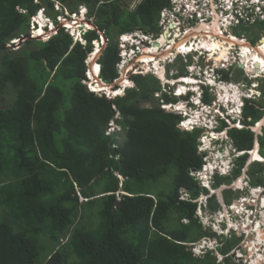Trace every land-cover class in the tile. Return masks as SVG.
<instances>
[{"label": "trees", "instance_id": "16d2710c", "mask_svg": "<svg viewBox=\"0 0 264 264\" xmlns=\"http://www.w3.org/2000/svg\"><path fill=\"white\" fill-rule=\"evenodd\" d=\"M60 1L70 10L85 4L105 29L109 40L99 62L108 82L116 77L115 34L137 26L158 32V13L169 5L142 0L129 10L125 0ZM42 5L52 8L49 0H0V64L6 78L0 83V264H219L212 251L198 256L184 245L212 236L195 217L196 203L178 198L180 188L191 198L206 193L190 174L202 164L199 130L185 131L177 113L148 105V96L160 90L155 80L148 84V76L130 74L135 87L122 97L88 92L81 79L90 39L97 35L93 30L85 34L86 46L73 43L62 28L44 42L26 39L22 52L32 58V67L18 76L5 62L4 57H15L4 53L5 43L28 34L29 17ZM251 26L264 30V20ZM32 43L36 49H29ZM261 44L259 39L256 45ZM221 75L229 78L225 71ZM260 101L244 106L248 124L262 117ZM112 104L120 116V140L104 133ZM228 134L237 149L252 148L249 128H230ZM257 139L263 152L264 133ZM246 156L238 158L232 177ZM263 170L260 163L249 166L252 184L262 182ZM229 180L216 176L214 186ZM161 181L169 184L152 193L155 202L140 195L147 192L144 182ZM118 191L123 193L117 200ZM208 204L219 207L215 195ZM236 241L226 239L217 250L225 255ZM222 264L242 263L224 256Z\"/></svg>", "mask_w": 264, "mask_h": 264}, {"label": "clouds", "instance_id": "9594fccd", "mask_svg": "<svg viewBox=\"0 0 264 264\" xmlns=\"http://www.w3.org/2000/svg\"><path fill=\"white\" fill-rule=\"evenodd\" d=\"M34 1L38 2L40 0ZM49 1L52 3L53 9L55 10V15L51 16L48 14L46 12V6L42 5L33 15L29 17V26L27 30L28 34H22L19 38H12L8 40L5 43V48L15 50L13 48L15 44L19 42V44L22 43L23 45V42L26 39L38 40L42 42L47 41L51 37V31L54 30L56 33L60 28L71 36L73 43L79 42L81 45L86 46L87 39L85 38V34L93 30L96 31L97 35L90 39V50L86 53L84 60V78L81 79L88 92L96 96L104 94L109 98L122 97L128 89H133L135 87V82L129 77L130 74L155 78L159 85H161L163 81V85H161L162 91L158 90L161 91V96L155 95V97H158L156 100H161L159 102L160 108L168 112L177 113L180 116L178 121V126L180 128L185 131L203 129L205 132L213 134L210 138H207L208 140L214 141V144H216V142L218 143V145L213 148L206 146L208 143L203 144L205 142L203 141V137H205L202 134L203 132L197 138V152L200 155H203L204 158H202L201 167L198 169H190V171L193 172H190V174L197 180L198 185L202 189L206 190V193L203 192L204 190H201L196 197L191 198L189 197L188 192L183 188H180L178 192V198L180 200H189L196 203L195 217L198 219L203 229L212 233V236H203L195 242H186L184 245L190 249L194 255L198 256H202L207 251H212V253L216 255V261L219 264H222L224 256H229L231 259H234L236 263L241 262L242 264H249L247 251L244 250L245 247L241 245V241L256 240H252L254 237L250 238V236L254 235L253 233L251 234L250 231H248L246 234L244 231L243 225L245 222L243 219L247 217V215L251 216L250 220L252 221H261V219H264V216H261V214L264 213V170L261 175L262 182L257 184H252L251 179L249 184H243L242 180L241 183L236 181L242 173V175L248 173V168L252 164L260 163L264 165V148L263 152H261L257 139V135L260 133H257L255 130V124L262 120L263 115L252 124H248L245 121L246 118L244 117V106L250 101H256L255 91L261 92V90L257 89L258 86L254 82H251L250 85V80L244 76L241 80L242 82L234 83L236 96L234 97V95L231 94L233 95V98H229L226 101L227 103H219L216 108L215 106H211L212 102H205L202 99V93L204 91L208 94V90L214 91L216 89H221L222 86H220V83H230L229 81L231 80V76L229 75V69H232L236 63L237 65L235 71H240L241 73L242 71L245 72L244 67H238V64H240L238 63L239 48L233 49L235 54L232 53L231 49L229 51L231 52L230 56L227 57L225 61H218V64L216 65L213 63L215 61V56L209 57L210 54L207 48H197L200 45V41H192L189 38V40L187 39L186 41L185 38H174L169 45L166 43L162 45L159 44L156 50L151 52H145V47L152 49L154 44H157L163 33L165 25L164 19L168 14V11L173 14L174 18L172 19L174 23L177 22L174 19H182L190 24L189 27L191 28H194L196 23L202 20L210 22L213 14L217 15L218 22L221 25L228 22V26H235V28H238L241 23L250 22L251 19H253V23L257 19L264 20V0H261V2L259 0L251 1V4L258 3L257 11L260 15L252 13V7L248 4L250 0H168L169 5L162 8L158 13V32H145L142 31L141 28H135L134 30L123 31L118 34L116 37L118 58L114 63L116 77L111 82L104 80L100 74L101 64L99 62V57L105 44H107L109 40L105 29H100L96 25L94 17L89 15V10L85 4H79L76 9L70 10L68 6L60 0ZM140 1L142 0H139L137 4ZM192 9H194V11H192ZM72 13H75L78 16L76 21L81 24L80 26L75 27V25L70 23ZM58 16L64 17L68 20L71 27L66 28V26L62 25V23L58 20ZM84 23L87 25H84ZM41 28L45 32L36 34V32H38ZM83 28H85V30H83ZM70 30L74 33L75 31H78L79 37H74L70 33ZM125 37L128 39H125ZM232 37L242 39L244 38V35L243 37H239L237 34ZM254 46L256 45H248L250 48H253ZM182 47L191 48V51L180 52L179 49ZM148 49H146V51ZM177 57L182 58L180 60L182 61V67L174 72H171L167 68L165 71L164 67L172 66V63L178 61V59H176ZM146 59H148L150 63V66L148 67L144 66L146 62L143 60ZM152 60H159L160 66L163 69V78H160L156 74V69L151 66L153 65ZM96 65L98 66L97 70ZM224 71L229 75L227 80L221 78V74ZM263 76L264 70L257 75L254 74L249 79L255 81L257 78H263ZM125 78L129 81V83H125V85H123L122 81ZM185 78H189L190 81H185ZM96 81L102 86H105V88L110 92L106 89L104 90L103 87L96 88ZM163 86L166 88L163 89ZM202 88L204 89L202 90ZM115 89L119 90L116 94L112 93ZM180 89H182L181 92H179ZM158 91H153V93L157 94ZM177 93H179V95H177ZM163 94L168 95V97L174 100L165 102L162 98ZM261 95L262 93L259 96ZM211 99L213 101L215 96L212 95ZM188 100L190 101L189 105H187ZM181 101L187 102L184 108L182 105L179 106ZM215 102L217 103L218 100H215ZM173 106H175V109L171 110ZM187 107H190V109H187ZM201 107L202 109L200 110ZM111 109L112 116L106 125L104 133L108 136L113 135L115 139L120 140L122 135V125L119 122L120 116L118 115L114 104L111 105ZM214 109L217 110V112L213 111ZM197 112H200V114L198 116H194V113ZM262 126H264V124ZM245 127L254 132V136L256 134V138L251 149L239 150L234 145L231 136L228 134V130L230 128L243 129ZM220 132H223L224 135L221 136ZM222 144H224L223 147ZM110 146L117 148V142H112ZM203 146L204 148H202ZM255 146L257 147V158H253L251 155V151L255 148ZM209 153L212 155L222 153V157H218L216 159L217 156H215L214 159H216V161L212 162L211 157L210 160L206 159ZM244 154H247L245 163L241 166L240 172L236 176L232 177L233 170L238 166V158ZM199 175L202 176L198 177ZM116 176L119 179V184H121L123 177L117 173ZM216 176L230 177V180L229 182H224L214 186V179ZM232 184L237 185L236 188L242 192L245 190L243 192L244 194H240L238 201L232 203L227 201L228 204H225V208H221L216 196L217 193H220L223 189L220 190V192H216V190L220 185H229L231 187ZM257 191H259L260 194L257 193ZM154 192H143L140 195L146 196L155 202L152 194ZM122 193V191H118L115 194L117 200L119 195ZM253 194L256 195V197L253 198ZM214 195L219 207L208 213L205 209L209 203V197ZM200 197H204V202L203 200H199ZM80 198L83 200L82 197ZM253 213H255L254 216ZM183 221H187V219H183ZM260 228L264 229V225H261ZM226 239H230V241L237 240V244L234 245L227 254L223 255L217 250V246L221 245Z\"/></svg>", "mask_w": 264, "mask_h": 264}, {"label": "rangeland", "instance_id": "374dc122", "mask_svg": "<svg viewBox=\"0 0 264 264\" xmlns=\"http://www.w3.org/2000/svg\"><path fill=\"white\" fill-rule=\"evenodd\" d=\"M126 1V3L128 4V9L129 10H132V9H134L135 7H136V5H137V2L139 1V0H125ZM251 1H253V0H250L249 2H248V4L252 7V13H255V15H260L259 13H258V11H257V5H258V3H254V4H251ZM260 2H261V0H259ZM259 2V3H260ZM261 4V3H260ZM259 4V5H260ZM46 12L48 13V14H50L51 16H54L55 15V10L53 9V6H52V8H49V7H47L46 6ZM168 14L165 16V20L167 19V20H169V19H172L173 17H171V16H173V14L171 13V12H167ZM252 20L253 19H251L250 20V22H243V23H241V27H238V28H236L235 29V26L233 27V29H235L236 30V32H239L238 31V29L242 32V34H245V38L248 40V38H252V40L254 41V43H251V44H253V45H256L257 43H258V37H257V35H261L262 33H263V31L262 30H259V29H261V27H257V26H251V27H248L250 24H252L253 22H252ZM212 22V20H210V22H206V21H204L203 20V23H211ZM199 23V22H198ZM198 23H196V25L198 24ZM227 25H228V22H225ZM224 23V24H225ZM208 25H210V24H208ZM196 27V26H195ZM136 28H141L142 29V31H145V32H150V30L147 28V27H145V26H137ZM191 27H187L185 30H188V29H190ZM255 28H257L258 29V31H256V29ZM135 29V28H134ZM133 29V30H134ZM177 30H179V32H180V28H176ZM228 29V28H227ZM217 30H219V29H217ZM119 33H121V32H118V33H116L115 34V36H114V41H115V43H116V37L118 36V34ZM55 34V31L53 30V31H51V36L52 35H54ZM192 37H194V36H192ZM260 37V36H259ZM241 39V38H240ZM259 39H261L262 40V44L264 43V37H260ZM171 40V39H170ZM36 41H38V40H36ZM257 46V45H256ZM258 47V46H257ZM15 50H13V49H10V48H5L4 49V53H13L14 54V58H12V59H9V58H7V57H4V59H5V62L6 63H8L9 64V66L11 67V69L12 70H14V72H15V76H18L17 75V71L18 72H20V73H24V72H26V69L28 70L29 68H31L32 66H31V64H32V58H30L29 57V55H28V53L26 52V51H23L22 52V49H23V45H22V43L21 44H19V42L18 43H16L15 44V46L13 47ZM18 48V49H17ZM37 48V45L35 44V43H32V45L31 46H29V49H36ZM207 49L209 50L210 49V51H209V57H211V56H214V54L216 55V56H218L217 55V53H216V50L214 49V48H212L211 46H209V47H207ZM232 49V47L229 49V50H231ZM233 49H235V47H233ZM8 50H11V51H8ZM230 53L231 52H229V53H225L226 54V56H230ZM235 54V53H234ZM215 56V57H216ZM214 58V57H213ZM221 59H224V60H226V58H224V57H220ZM176 59H178V61H175L174 63H172V66H167V67H164V69H165V71H166V68L167 69H169L171 72H174L175 70H178L180 67H182V61H180L182 58H179V57H177ZM206 60V59H205ZM219 60H215L213 63H215L216 65L218 64L217 62H218ZM238 63H240L241 64V68H245V72H243L242 71V73H237L236 71H235V69H236V65H237V63H236V65L235 66H233L232 67V69H229L230 70V73H229V75L231 76V80L229 81L230 83H220V86H222V88H224V87H226L227 89V91H230L231 90V88L232 87H234V83H240V82H242L241 80H242V78L244 77V76H246L247 77V79L248 80H250V85H251V82H254L255 84H257V89H259V90H261V87H262V80L264 79V76H263V78L262 77H260V78H257L255 81H253V80H251V79H249V78H251L254 74L255 75H257L258 73L257 72H255L254 70H248L247 69V67H246V64L245 63H243V62H241L240 61V59H239V62ZM163 66H164V64H163ZM248 67H249V64L247 65ZM255 66V65H254ZM14 67V68H13ZM33 67H35V64L33 65ZM254 73V74H253ZM127 75V74H126ZM167 75V74H166ZM161 78H163V77H161ZM6 78H5V76H4V73H3V70H2V64H0V83H2L3 82V80H5ZM156 81L157 82V80L155 79V78H152V77H146V79H145V81L148 83V84H152V83H150L151 81ZM233 81V82H232ZM158 83V82H157ZM159 84V83H158ZM233 84V85H232ZM141 85H142V83H141ZM141 85H140V87H141ZM161 85H163V81H162V84ZM160 85V90L162 91V86ZM228 85H229V87H228ZM230 85H232V86H230ZM241 87V86H240ZM164 88H166V87H164L163 86V89ZM216 89V90H214V91H209L208 90V94H206L204 91H203V93H202V99L205 101V102H212L211 103V106H215L216 108L218 107V104L219 103H222V102H224V103H227L226 101H224L223 100V98H225V96H223L224 95V89ZM204 88H202V90H203ZM161 91H158L157 92V94L156 93H152V95H149L148 97V105H158L159 106V102L161 101V100H156L158 97H155V95H159V96H161ZM220 92V93H219ZM253 92V91H252ZM251 92V93H252ZM6 93L9 95V92L8 91H6ZM255 93H256V101H260V100H262V98H263V100L262 101H260V102H263L264 103V92H257V91H255ZM262 93V95L261 96H259L260 94ZM221 94V95H220ZM235 94V92L233 93V95ZM212 95H214L215 96V99L212 101V99H211V96ZM231 95V94H230ZM171 96H172V94H171ZM222 98H221V97ZM215 100H218V102L216 103L215 102ZM186 103L187 102H182L181 101V103L179 104V106L180 105H182V107L184 108V106H186ZM189 103H190V101L188 100V103H187V105H189ZM160 107V106H159ZM171 108V107H170ZM180 108V107H179ZM173 109H175V106H173L172 108H171V110H173ZM187 109H190V107H187ZM202 109V107L200 108V110ZM213 111H216L217 112V110H213ZM200 114V112H197V113H194V116H198ZM262 121H264V113H263V118H262ZM260 122V121H259ZM220 124V123H219ZM258 124V123H257ZM263 124H264V122H263ZM194 130H196V129H194ZM194 130H192L191 132H193ZM197 130H199V135L202 133L203 134V136H205L206 137V139H205V137H203V141H205L203 144H206V143H208V145H206V146H209L210 148H213V147H216L217 145H218V143L216 142V144H214L213 142L214 141H212V140H208L207 138H210V136H212L213 134L212 133H209V132H205L203 129H197ZM257 133H260V134H262V133H264V126H261L260 128H259V130L257 129V131H256ZM220 135L222 136V135H224L223 134V132H220ZM217 137V136H216ZM255 138H256V134H255V136H254V140H255ZM256 145V144H255ZM224 146V144H222V147ZM202 148H204V146L202 147ZM222 155V153H216V154H214V155H212L211 153H209V155H208V157L206 158L207 160H210V157H211V161L213 162V161H216V159H214L215 158V156H221ZM201 156V159L202 158H204L203 157V155H200ZM251 157V156H250ZM249 164V163H248ZM191 172V171H190ZM191 173H193V172H191ZM243 174V173H242ZM240 175L239 176V178L237 179V181L236 182H239V183H241V180H242V183L243 184H245V183H250V175L248 174V173H246V174H244V175ZM200 176H202V175H199L198 177H200ZM167 184H169L168 182H166V184H165V182H163V181H161V182H159L158 184H152V182L151 183H144L143 184V186H144V189H146L147 190V192H154V191H158V190H162V189H165V186L167 185ZM237 185H235V184H232L231 185V187L229 186V185H220V186H218V188H217V190H216V192H220V190H222L220 193H217V200H218V202H219V204H220V207L221 208H225V204H228L227 203V198H229L230 200V202L229 203H232V202H235V201H238L239 200V196H240V194H244L243 192L245 191H240V190H238L237 188ZM226 188H228V189H226ZM260 194V193H259ZM184 196V195H183ZM250 196H251V194H250ZM227 197V198H226ZM254 197H256V195H254L253 194V198ZM264 199V198H263ZM79 200H81V198L79 197ZM199 200H203V202H204V197H200L199 198ZM248 200V199H247ZM218 208V207H217ZM216 208V209H217ZM252 208H253V206H252ZM205 210H207V212L208 213H210L211 211H212V209L209 207V204H207V206H206V209ZM253 212H255V211H253ZM254 214L255 213H253V216H254ZM232 241H234V240H232ZM237 243L236 242H234V245H236ZM233 245V246H234ZM197 246H199V245H197ZM236 250V249H235ZM238 250V249H237ZM232 255V254H231ZM220 259V258H219ZM219 259H217V260H219ZM233 260V262H235L234 261V259H232Z\"/></svg>", "mask_w": 264, "mask_h": 264}, {"label": "bare ground", "instance_id": "6f19581e", "mask_svg": "<svg viewBox=\"0 0 264 264\" xmlns=\"http://www.w3.org/2000/svg\"><path fill=\"white\" fill-rule=\"evenodd\" d=\"M174 20H176V19H174ZM172 22H173V19H169L167 21L164 19L165 25H164V28H163V33L160 36L157 44H154L152 49H150V48L148 49L147 47H145V52L155 51L156 48L159 46V44L162 45V44L166 43V44L169 45L173 41V39L177 38V37H182V36L186 37V35H189V34H195L194 36L196 37V36L202 34L203 37L200 40V45L197 44V45H199V47H197V48H207L209 46L214 48L216 50L217 55H218V56H216L214 54V56H216L215 57L216 61L217 60L225 61L224 59H221L220 57H224V58L228 57V56H226L225 53H229V51H230L229 49L231 47L233 48V47L238 45L239 46L238 57H239L241 62L246 64V67H247L248 70H254L257 73H260L262 70H264V62H259L258 61V57L264 56V43L259 45L258 48H257V46H254L253 48H250V47H248V45L244 44L242 39H238L237 37H232V36L230 38H226L225 36H223L221 34V31L217 30V29H219L221 27L228 28V25L226 23L224 25H221L218 22L217 15H215V14L212 15V22L211 23H207L206 24V23H203V20H202L196 25V28L194 30H191L192 28H190L188 30H184L183 34H181V32H179V30L176 29L178 27L177 24L174 23V22L172 23ZM168 23L172 24L171 29H169ZM208 24H210V25H208ZM220 25H221V27H220ZM41 30H43V29L42 28L39 29L38 32H36V34H38ZM200 30H203V31L201 32ZM197 48H195V49H197ZM146 49H148V50L146 51ZM186 50H187L186 47H182V48L179 49L180 52H187ZM143 61L146 62L144 64V66H146V67L150 66L149 65L150 63H149L148 59L143 60ZM152 64L153 65H151V66H153V68L156 69V74L160 78L163 77V69L160 66L159 60H152ZM248 64H249V67L247 66ZM97 69H98V66L96 65V70ZM184 80L185 81H190L189 78H185ZM122 83H123V85H125V83H129V82L126 79H124L122 81ZM210 83H212V82H210ZM232 85H230V86H232ZM95 87L96 88H102L103 87L105 89V86H102L97 81L95 83ZM228 87H229V85H228ZM222 89L225 90L224 91V95H223V96H225V98H223V100H225V101H227L229 98H233V95H230V94H233L234 92L236 93V88L235 87H232L230 91H227L226 87H224ZM181 91H182V89L179 90V92H181ZM235 96L236 95L234 94V97ZM118 115H119V113H118ZM263 122L264 121L261 120L260 122L259 121L257 122L258 124L257 123L255 124V130L256 131H257V129L259 130V128L263 125ZM256 148L257 147L255 146V148L251 151V155L253 156V158H257L258 157V154L256 152ZM218 157H221V156H217L216 159Z\"/></svg>", "mask_w": 264, "mask_h": 264}, {"label": "flooded vegetation", "instance_id": "af4514ba", "mask_svg": "<svg viewBox=\"0 0 264 264\" xmlns=\"http://www.w3.org/2000/svg\"><path fill=\"white\" fill-rule=\"evenodd\" d=\"M171 17H173L174 18V16H171ZM175 21H177L176 22V24H177V28H180L181 30H180V32L183 34L184 32V30L187 28V27H189V25L190 24H188L186 21H184V20H180V19H177L176 18V20ZM173 23V22H172ZM171 23H168V26H169V29H171ZM175 26V25H174ZM220 27H221V25H220ZM222 28V29H221ZM220 28V31H221V34L223 35V36H225L226 38H230L231 37V35L232 36H234V35H237L238 34V36L239 37H243V35H244V38H242V40H243V42H244V44H246V45H251V43H254V42H252L251 41V38H248V40L245 38V34H243V35H241L239 32H240V30L238 29V31L239 32H236V28L235 29H233V27H231V26H228V29L227 28H224V27H221ZM201 32L203 31V30H200ZM263 31V33L261 34V35H259L260 37H264V30H262ZM226 33V34H225ZM195 34H189V35H187L186 37H184V36H182L181 38L182 39H184L185 38V41L189 38L190 40H197V41H200L201 40V38L203 37V35L202 34H200V35H198V36H194ZM192 36H194V37H192ZM191 37V38H190ZM259 37V38H260ZM258 38V39H259ZM188 39V40H189ZM235 48L237 49V48H239V46L237 45V46H235ZM232 53L234 54V50H233V48H232ZM177 77V76H176ZM176 77H174V78H176ZM222 157V156H221ZM254 194H256L254 191H252ZM257 193H259V191H257ZM234 204H236V203H234ZM261 216H264V213H262L261 214ZM250 218H251V216L250 215H247V217H245L243 220H244V231L246 232V234L248 233V231H250V233L252 234H254V235H252V236H250V238L251 237H254V238H252V240H256L257 242H250L247 246H246V248L244 249L245 251H247V253H248V256H249V258H248V263L249 264H257V263H259V264H264V229H261L260 228V226L261 225H264V219H261V221H252V220H250ZM249 238V239H250Z\"/></svg>", "mask_w": 264, "mask_h": 264}, {"label": "built area", "instance_id": "2783aa9c", "mask_svg": "<svg viewBox=\"0 0 264 264\" xmlns=\"http://www.w3.org/2000/svg\"><path fill=\"white\" fill-rule=\"evenodd\" d=\"M72 15V18L70 19V23L72 24V25H75V27H78V26H80L81 24H79L77 21H76V19H78V16L75 14V13H72L71 14ZM58 20L62 23V25H64V26H66V28L67 27H71V24L68 22V20H66L64 17H61V16H58ZM84 25H87L86 23H84ZM32 26H33V24H32ZM83 30H85V28H83ZM70 33L75 37H79V35H78V31H75V33L72 31V30H70ZM179 38V37H178ZM186 49H189V48H186ZM251 212V211H250ZM250 242H257V241H244V240H242L241 241V245H243L245 248H246V246L250 243ZM247 255H248V253H247ZM249 257V256H248ZM264 261V260H263Z\"/></svg>", "mask_w": 264, "mask_h": 264}, {"label": "snow or ice", "instance_id": "6c2138e0", "mask_svg": "<svg viewBox=\"0 0 264 264\" xmlns=\"http://www.w3.org/2000/svg\"><path fill=\"white\" fill-rule=\"evenodd\" d=\"M192 11H194V9H192ZM125 39H128V38L125 37ZM186 51H191V48L187 49ZM209 51H210V49H209ZM258 61H259V62H264V56H262V57H258ZM177 95H179V93H177Z\"/></svg>", "mask_w": 264, "mask_h": 264}, {"label": "water", "instance_id": "95a60500", "mask_svg": "<svg viewBox=\"0 0 264 264\" xmlns=\"http://www.w3.org/2000/svg\"><path fill=\"white\" fill-rule=\"evenodd\" d=\"M172 26V24L170 25ZM196 27L192 28L191 30H194ZM238 67H241V64H238Z\"/></svg>", "mask_w": 264, "mask_h": 264}]
</instances>
